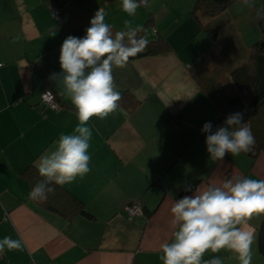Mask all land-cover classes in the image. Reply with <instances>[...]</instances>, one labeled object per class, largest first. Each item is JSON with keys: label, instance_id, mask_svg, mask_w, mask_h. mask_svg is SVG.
I'll return each instance as SVG.
<instances>
[{"label": "crops", "instance_id": "1", "mask_svg": "<svg viewBox=\"0 0 264 264\" xmlns=\"http://www.w3.org/2000/svg\"><path fill=\"white\" fill-rule=\"evenodd\" d=\"M252 2L249 8L239 0L213 17L220 33L212 42L192 17L195 0H148L134 17L122 11V0H0V239L23 242L22 250L0 254V264H162L161 245L172 241L174 231L170 209L192 194L186 188L221 186L225 178L264 180V106L223 104L221 119L215 103L238 93L237 69H255L250 52L263 36L261 0ZM100 7L113 34L126 30L125 20L144 29L151 19L147 37H162L171 48L113 69L120 96L133 93L139 107L89 122L90 171L53 185L49 204L42 205L29 198L43 179L35 162L78 123L71 100L49 77L62 72L66 28L90 27ZM46 90L55 93L60 109L42 103ZM236 112L262 150L226 154L214 163L202 127L211 122L215 129ZM75 199L91 217L81 214ZM135 203L144 215L129 220L126 208ZM263 218L247 223L252 264H264L257 240ZM214 256L239 264L228 252L207 253L204 260Z\"/></svg>", "mask_w": 264, "mask_h": 264}, {"label": "clouds", "instance_id": "2", "mask_svg": "<svg viewBox=\"0 0 264 264\" xmlns=\"http://www.w3.org/2000/svg\"><path fill=\"white\" fill-rule=\"evenodd\" d=\"M242 3L253 8L252 0ZM122 11L134 17L137 9L148 6V0H122ZM264 19V9L257 10ZM106 12L100 7L90 21L83 38L68 36L60 49L62 72L53 74L56 81L75 108L77 125L71 134H62L53 150L35 162L40 177L29 193L32 200L47 199L55 188L51 185L72 183L90 171V140L93 135L89 122L93 118L105 119L119 108L121 96L116 89L113 69L123 68L131 57L144 51L149 41L140 36V27L124 21L126 30L113 31L105 22ZM210 160L223 161L226 154L239 156L250 153L255 136L243 113L230 114L223 125L213 129L211 122L202 127ZM192 192L175 200L171 206L172 241L161 245L162 264H224L214 256L204 260L207 253H232L239 264H252L253 234L247 223L254 216L264 214V180L251 178H225L221 186L200 184ZM21 239L5 236L0 239V254L22 250Z\"/></svg>", "mask_w": 264, "mask_h": 264}, {"label": "trees", "instance_id": "3", "mask_svg": "<svg viewBox=\"0 0 264 264\" xmlns=\"http://www.w3.org/2000/svg\"><path fill=\"white\" fill-rule=\"evenodd\" d=\"M237 1L239 0H195L192 17L195 22L198 23L200 28L208 34L212 42L217 41L220 33V27L216 24H213L210 20L215 16L223 14L233 3ZM259 9H264V0H261ZM151 21V19L147 20L145 28L139 33L140 36L147 37L148 28L150 27ZM258 25L262 32L263 38L259 43L255 44L251 48L250 52L251 58L255 63V69L251 71L249 66L244 65L235 71V73L237 74L235 83L238 88V93L234 96L228 97L224 102L215 101L219 111L222 113L221 119L224 115L222 109L223 104H227L230 107L239 106L240 104H248L251 107L264 106V19L258 18ZM87 28L89 27H67L65 31L66 38L68 36L83 38L86 35ZM147 39L149 41V44L144 49V51L138 53L134 57H131L129 60L143 56L160 54L171 48L169 43L162 37H159L157 39H150L147 37ZM139 105L140 101L133 93L124 92L121 95L119 108L125 110L126 112H133L139 107ZM253 148H256L258 151L262 150V148H258L256 146H254ZM253 152L254 151L252 150V152L248 154H251L253 156ZM51 186L56 189L55 186ZM193 187H191V189H193ZM63 192L64 191L62 190L60 191V193ZM50 194L52 193H49L48 196ZM46 201L47 199L39 200L42 205H44ZM75 201L80 204L81 214L91 217L85 211L83 204L76 199ZM47 204H49L48 201ZM257 240L259 252L261 256L264 257V218L261 222V225L257 229Z\"/></svg>", "mask_w": 264, "mask_h": 264}, {"label": "built area", "instance_id": "4", "mask_svg": "<svg viewBox=\"0 0 264 264\" xmlns=\"http://www.w3.org/2000/svg\"><path fill=\"white\" fill-rule=\"evenodd\" d=\"M53 17H58L59 16V11H53L52 12ZM2 66V64H0V67ZM42 103L47 107L50 108L52 110H58L60 109V104L57 100V96L55 95L54 92H52L51 90H46L41 97ZM127 211V216L129 218V220H132L135 217H141L144 215L143 212V207L141 204L135 203V204H131L130 206H128L126 208Z\"/></svg>", "mask_w": 264, "mask_h": 264}]
</instances>
